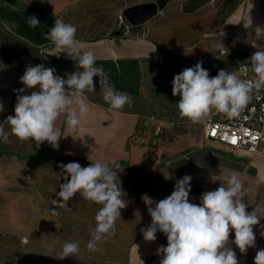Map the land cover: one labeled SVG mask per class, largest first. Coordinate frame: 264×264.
I'll use <instances>...</instances> for the list:
<instances>
[{
	"label": "crops",
	"instance_id": "1",
	"mask_svg": "<svg viewBox=\"0 0 264 264\" xmlns=\"http://www.w3.org/2000/svg\"><path fill=\"white\" fill-rule=\"evenodd\" d=\"M77 1L0 0V65L3 66H0V103L5 108L0 114V122L8 115H14V89L25 87L20 77L26 65L44 64L55 68V74L63 78L80 70L66 53L56 55L54 45L44 35L56 20L72 24L71 10ZM177 12L178 9L169 10L160 21L163 43L157 42L160 39L147 25L143 34L138 33L132 38L125 37V33L121 32L93 39L76 36L82 48L94 51L96 66L103 67L109 82L117 91L129 94L133 103L119 111L111 109L102 98L99 78L94 77L96 91L86 93L90 111L80 126L68 127L63 114L56 122L62 134L59 148L69 151L81 161L110 162L114 159L120 166L127 153L133 167H142L145 174L151 176L147 195L157 202L172 193L177 180L190 175V202L199 204L202 193L218 188L225 177L236 171L241 174L246 186L244 202L248 204L247 211L251 212L255 207L264 206V145L254 154L244 149H233L206 139L204 128L201 134L195 133L189 125L192 123L177 115L173 116L172 123L173 127L177 125V129H181L180 133L172 141L157 144L156 141L152 143L146 125L141 127L140 124L160 121L167 130L171 124L168 115L161 119L151 111L153 86L159 84L156 78L164 74L162 68L168 73L173 70L172 65L167 64L171 58H179L188 66L202 61V66L223 69L218 60L229 56L232 50L243 49L253 54L257 50L254 45L264 47V0H241L218 26L215 23L216 11L211 6L186 13L185 17L192 18V24L177 23L176 32L181 38L174 42L168 37L173 32L168 21ZM33 15L39 20L36 27H31L26 20ZM189 33L190 38L187 36ZM159 59L162 63H158ZM229 61L231 63L230 58ZM183 70L181 68L180 72ZM34 90L28 89L26 94ZM150 115L156 118L151 119ZM4 127L10 130L7 124ZM10 140L12 142L8 144L0 141V196L4 197L9 196L14 188L24 187L26 183L27 187L32 185L33 178L26 173L23 161L31 160L51 148L47 142L37 149L34 143L22 142L15 136H11ZM212 174L219 176L221 181L213 182ZM12 213L10 217L14 221ZM147 214L145 227L151 223L148 211ZM263 218L264 213L261 214L260 225ZM260 225L253 226V230L260 229ZM229 240H234V231L230 233ZM143 244L149 252L156 253L160 245H167V238H157L154 242L144 240ZM231 247L239 264H247L248 251L244 255L234 244ZM160 259L152 256L147 261L159 264Z\"/></svg>",
	"mask_w": 264,
	"mask_h": 264
},
{
	"label": "clouds",
	"instance_id": "2",
	"mask_svg": "<svg viewBox=\"0 0 264 264\" xmlns=\"http://www.w3.org/2000/svg\"><path fill=\"white\" fill-rule=\"evenodd\" d=\"M26 20L31 27L39 25L35 15ZM76 33L75 25L56 20L44 34L54 45L55 54L66 53L80 70L63 78L55 74V68L44 64L26 65L20 77L25 87L14 89V115L0 122V141L8 144L12 142L10 137L15 136L22 142L34 143L37 149L47 142L58 150L62 134L56 122L63 114L68 127L80 126L90 111L86 93L96 91L94 77L99 78L102 98L111 109L119 111L133 103L129 94L117 91L109 82L103 67L96 66L94 51L82 48ZM254 47L257 50L245 62L253 74L250 80L242 78L246 75L242 69H220L216 76L210 77L202 61L174 75L172 95L179 96L176 107L180 118L193 124L204 123L213 112L229 119L239 118L254 96L257 100L264 99V47ZM28 89L35 90L26 94ZM4 111L0 103V114ZM5 124L10 130L5 129ZM58 166L64 172V183L60 184L53 205L67 208L77 193L100 205L85 245L87 251L95 252L99 243L115 234L116 221L128 205L118 177L123 169L114 159L97 160L86 167L75 161ZM211 179L221 181L215 174ZM191 180L192 176H183L176 181L172 193L158 202L147 194L141 196L151 217V223L140 229L144 240L156 241L157 232L166 236L167 245H160L156 250V255L161 257L159 264H239L231 245L244 255L249 248L256 247L253 226L260 225L264 206L247 211L246 186L236 171L225 177L218 188L202 193L199 204L190 202ZM260 227L264 229V225ZM233 231L234 240L230 241ZM260 235L264 236V231ZM80 252V242L69 241L55 253V258L63 260ZM254 264H264V248L257 249Z\"/></svg>",
	"mask_w": 264,
	"mask_h": 264
},
{
	"label": "rangeland",
	"instance_id": "3",
	"mask_svg": "<svg viewBox=\"0 0 264 264\" xmlns=\"http://www.w3.org/2000/svg\"><path fill=\"white\" fill-rule=\"evenodd\" d=\"M160 1L162 0H78L71 10L72 24L77 27L76 36L93 39L121 32L125 33V37L132 38L138 33L143 34L147 25L154 29L160 39L157 42L163 43L160 21L166 17L169 10L178 9L174 19L168 21L173 31L168 37L175 42L177 38H181L176 32L177 23L192 24V18L185 17L186 13L203 6H211L216 11L215 23L218 26L224 17L236 8L233 3L239 4L241 0H163L162 4ZM201 1L205 2L191 9ZM152 2L159 5V10L143 23L134 25L125 16L126 9ZM187 36L190 38L191 33ZM218 61L225 70L239 69L230 63L228 55ZM158 63H162V60L159 59ZM167 64L172 65L173 70L170 69L171 72L168 73L162 68L164 74L156 78L159 84L153 86L151 111L161 119L168 115L171 124L168 130L160 121L140 124L141 127L146 125L152 143L156 141L157 144L174 140L181 131L180 128L177 129V125L173 127L172 123L173 116H179L176 107L179 96L172 95V80L174 75L181 73V68L186 69L189 64L179 58H171ZM189 125H192L195 133L201 134L203 123ZM88 160H78L65 149L56 150L51 147L33 159L23 161L26 173L33 178L32 185L27 187L26 183L24 187L12 189L9 196H0V264H152L147 259L158 257L156 253L144 248L140 231L145 227L148 217L147 207L141 196L147 194L151 176H147L142 167H133L128 161L127 153L120 162L123 164L120 166L123 171L118 172V177L128 205L121 210V218L116 221L115 234L107 241L99 243L97 251L89 252L85 245L90 239V227L95 226L94 218L100 205L85 200L79 193L68 202L67 208L52 204V200L57 198L56 192L59 191L60 184L64 183V172L58 165L75 161L86 167L92 163V160ZM12 211L14 221H11L10 217ZM253 231L256 234V247L248 249L247 264H254L257 249L264 248V236L260 235L264 229L260 227ZM156 236L165 239L160 232H157ZM69 241L80 242V254L63 260L56 259L55 253Z\"/></svg>",
	"mask_w": 264,
	"mask_h": 264
},
{
	"label": "built area",
	"instance_id": "4",
	"mask_svg": "<svg viewBox=\"0 0 264 264\" xmlns=\"http://www.w3.org/2000/svg\"><path fill=\"white\" fill-rule=\"evenodd\" d=\"M226 51H223L225 53ZM246 72L244 79H252L247 64L238 67ZM155 119V115H150ZM204 137L224 144L233 149H244L250 153H258L264 145V99L255 96L239 118L229 119L218 113H211L203 123ZM235 141V143L233 142ZM255 149V150H253Z\"/></svg>",
	"mask_w": 264,
	"mask_h": 264
},
{
	"label": "water",
	"instance_id": "5",
	"mask_svg": "<svg viewBox=\"0 0 264 264\" xmlns=\"http://www.w3.org/2000/svg\"><path fill=\"white\" fill-rule=\"evenodd\" d=\"M160 2L162 4L163 0ZM158 10H159V5L155 2H152L148 4L137 5L126 9L125 16L129 19V21L132 24L138 25L148 20Z\"/></svg>",
	"mask_w": 264,
	"mask_h": 264
},
{
	"label": "trees",
	"instance_id": "6",
	"mask_svg": "<svg viewBox=\"0 0 264 264\" xmlns=\"http://www.w3.org/2000/svg\"><path fill=\"white\" fill-rule=\"evenodd\" d=\"M196 2L198 0H193V2ZM234 1V0H233ZM205 1H201V3H197L195 5H193V7L191 9H195L197 7H199L200 4L204 3ZM234 7H236L238 5V2H234L233 3ZM252 53H248L247 51L243 50V49H234L229 53V58L231 60V63L234 64L235 67H239V65L241 64H246L245 62L249 60V58L251 57ZM189 67H193V66H188ZM204 69H207L209 71V75L210 77H214L218 74V71L220 70L217 67H214L212 65H208V66H202Z\"/></svg>",
	"mask_w": 264,
	"mask_h": 264
},
{
	"label": "snow or ice",
	"instance_id": "7",
	"mask_svg": "<svg viewBox=\"0 0 264 264\" xmlns=\"http://www.w3.org/2000/svg\"><path fill=\"white\" fill-rule=\"evenodd\" d=\"M235 143V141H233Z\"/></svg>",
	"mask_w": 264,
	"mask_h": 264
}]
</instances>
